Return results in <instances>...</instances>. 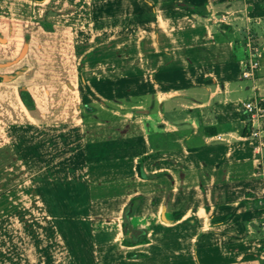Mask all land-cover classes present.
<instances>
[{
  "label": "crops",
  "instance_id": "obj_1",
  "mask_svg": "<svg viewBox=\"0 0 264 264\" xmlns=\"http://www.w3.org/2000/svg\"><path fill=\"white\" fill-rule=\"evenodd\" d=\"M130 8L123 22L125 29H136L135 48L119 53L115 43L109 49L116 63L112 81L90 83L83 95L89 117L77 116L73 123L77 142L61 131L55 148L45 136L42 176L15 181L28 184V199L41 204L30 215L41 209L62 236L58 230L64 227L54 221L63 218L51 200L63 205L69 193L84 198L89 185L112 182V200L119 201L112 204V249L102 240L101 227L96 235L91 230L93 244L109 252L93 264H264V146L243 132L247 114L241 107V101L252 99L254 115L264 125V0H141L142 9ZM119 9H113V25ZM248 35L257 66L243 77ZM17 79L28 80L18 76L0 84ZM30 98L33 106L26 108L18 97L28 127L37 125L31 120L38 117ZM92 100L112 106L95 114ZM5 125L0 120L2 129ZM11 126L20 130L21 122ZM36 143L28 149L37 152ZM1 144L12 153L1 165L24 171L21 140ZM138 160L140 176L134 168ZM89 167L97 171L94 179ZM124 208L127 227L142 232L130 245L121 243ZM132 252L143 255L126 257Z\"/></svg>",
  "mask_w": 264,
  "mask_h": 264
},
{
  "label": "rangeland",
  "instance_id": "obj_2",
  "mask_svg": "<svg viewBox=\"0 0 264 264\" xmlns=\"http://www.w3.org/2000/svg\"><path fill=\"white\" fill-rule=\"evenodd\" d=\"M148 1L161 3L163 0ZM116 6L120 8V16L117 18L119 22L113 25L110 21ZM131 6L134 11L142 9L141 0H0V33L8 39L6 43L0 42V56L14 53L19 45L20 32L30 30L37 61L35 73L24 83L17 79L6 86L0 84V120H6L4 128L0 127V144L7 140L12 143L19 138L21 160L26 163L24 171L16 167L14 172L11 164L4 167L1 164L9 163L12 153L7 146L0 148V193H7L5 198H0V264H51L50 260L52 264H93L102 253L109 254L101 247L99 251V247L93 244L91 230L96 235L100 227L102 240L106 238L112 249V204L114 207L119 202L112 200V182L89 185L84 198H81L82 193L78 196L69 193L63 205L59 199L51 200L56 208L55 214L63 218L54 221L56 226L64 227L58 230L61 236L51 218L46 217L41 209L36 216L30 215L34 213L33 208H40L41 204L28 199V184L15 181H28L33 173L42 176V157L49 146L43 143L45 136L52 137L55 148L60 147L58 137L61 131H67L70 142H77L73 123L77 116L89 117L82 109L83 95H88L90 83L112 81L115 67L112 63H116L112 62L114 49H109L115 43H118L115 49H119V53L135 48L133 36L136 29L133 26L125 29L123 22ZM37 20L48 21L52 29L40 30ZM119 57L124 60V56ZM19 87H24L35 103L32 112L38 113V117L31 121L37 122L38 126H25L19 107ZM89 102L95 114L100 110L106 114L109 110L103 108L112 106L109 102L102 107L97 100ZM12 122H21V129H14ZM32 142L39 146L35 151L37 154L28 149ZM31 154L36 158L40 155L41 160ZM56 157L54 155L53 161ZM19 162L20 159L16 164ZM90 168L94 179L95 167ZM54 175L60 176L58 171ZM14 187L17 188L15 193ZM52 191L60 194L56 184ZM61 256H65L62 263Z\"/></svg>",
  "mask_w": 264,
  "mask_h": 264
},
{
  "label": "water",
  "instance_id": "obj_3",
  "mask_svg": "<svg viewBox=\"0 0 264 264\" xmlns=\"http://www.w3.org/2000/svg\"><path fill=\"white\" fill-rule=\"evenodd\" d=\"M33 42L30 30L20 32V41L15 53L8 57H0V68L9 67L6 70H0V82H9L18 76L28 79L33 75L37 67V61L33 54L36 51ZM124 214H126L125 208L121 217ZM122 220L126 221L127 219L123 218Z\"/></svg>",
  "mask_w": 264,
  "mask_h": 264
},
{
  "label": "built area",
  "instance_id": "obj_4",
  "mask_svg": "<svg viewBox=\"0 0 264 264\" xmlns=\"http://www.w3.org/2000/svg\"><path fill=\"white\" fill-rule=\"evenodd\" d=\"M245 45L247 49V59L243 65L241 76L246 77L252 75V71L255 70L257 66V60L255 57V47L251 43L250 36L248 35L245 40ZM241 107L244 113L247 114L248 119V129L247 136L257 140L258 145L264 146V125L261 121L254 115V103L252 99H245L241 101ZM263 191H264V178H263Z\"/></svg>",
  "mask_w": 264,
  "mask_h": 264
},
{
  "label": "trees",
  "instance_id": "obj_5",
  "mask_svg": "<svg viewBox=\"0 0 264 264\" xmlns=\"http://www.w3.org/2000/svg\"><path fill=\"white\" fill-rule=\"evenodd\" d=\"M38 21V26H40L41 29L46 30V31H50L52 29L51 23L49 22H45L43 20H37ZM19 99L22 102V104L26 107V108H32L33 104L30 98L29 93H27L26 91L21 92L19 95ZM247 129H248V120L247 118L245 119V125L243 127V132H246L247 134ZM145 156V155H144ZM143 158V156H141L139 159ZM135 171L137 173L138 176H140V168H139V160L135 163ZM131 200L128 201L127 206H130L131 204ZM127 209V207H126ZM126 214H124L122 216L123 218H126ZM127 220H122L121 221V232H122V238H121V243L125 244V245H130L133 244L136 240L139 241L137 239V235L138 233H140L141 230L139 229H132V228H128L126 225ZM129 230V231H128ZM129 235V236H127ZM141 240H145V238H141ZM126 257H140L143 254L141 252H132V253H126L125 254Z\"/></svg>",
  "mask_w": 264,
  "mask_h": 264
},
{
  "label": "flooded vegetation",
  "instance_id": "obj_6",
  "mask_svg": "<svg viewBox=\"0 0 264 264\" xmlns=\"http://www.w3.org/2000/svg\"><path fill=\"white\" fill-rule=\"evenodd\" d=\"M9 67H3V68H0V70H6V69H8ZM19 92V95H20V93L21 92H24L25 90L24 89H20V90H18Z\"/></svg>",
  "mask_w": 264,
  "mask_h": 264
}]
</instances>
